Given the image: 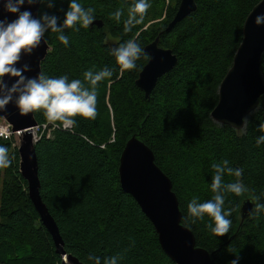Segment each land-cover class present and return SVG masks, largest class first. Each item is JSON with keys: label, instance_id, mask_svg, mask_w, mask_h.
<instances>
[{"label": "trees", "instance_id": "1", "mask_svg": "<svg viewBox=\"0 0 264 264\" xmlns=\"http://www.w3.org/2000/svg\"><path fill=\"white\" fill-rule=\"evenodd\" d=\"M233 1L195 0L197 11L167 33L181 0L168 7L167 0H148L151 7L143 22L125 33L135 0H77L85 9H95L94 21H102L103 27L77 24L79 31L65 29L68 46L59 41L58 33H45L52 48L41 64L46 76L66 75L69 81L85 82L88 70H113L112 77L97 86L94 120L77 117L71 130L55 124L54 138L44 136L35 145L42 200L59 227L65 251L83 264H95L90 256L99 257L100 264L114 256L117 264H174L163 252L152 223L121 188L120 158L135 135L154 152L157 166L172 181L182 224L194 233L197 245L213 254L217 264H231L237 255L239 264H264V210L240 225L245 199L264 204V144H256L264 136L260 130L264 98L240 132L211 118L220 85L243 41L245 21L262 0H238L235 11ZM69 2L55 0L52 8L40 3L38 18L48 13L62 24ZM118 10L123 13L119 21L114 18ZM163 15L160 27L144 30L149 19ZM157 37L178 63L147 99L136 81L149 61L145 48ZM130 39L143 54L134 69L121 71L112 50ZM261 70L264 76V56ZM34 114L39 124L50 122L42 112ZM0 145L8 148L12 160L8 168L0 169V264H62L29 197L18 149L1 138ZM223 160L233 169H243L240 178L226 174L224 182L239 179L248 191L239 196L224 193V209H232L228 217L232 224L221 237L209 228L214 226L210 217H191L188 204L193 197L201 203L212 199V164Z\"/></svg>", "mask_w": 264, "mask_h": 264}, {"label": "water", "instance_id": "2", "mask_svg": "<svg viewBox=\"0 0 264 264\" xmlns=\"http://www.w3.org/2000/svg\"><path fill=\"white\" fill-rule=\"evenodd\" d=\"M40 3L25 4L21 11L29 10L38 18ZM197 11L195 0H181L176 16L169 23L166 32L170 33L179 23ZM264 14V0L254 7L244 24L243 41L237 50L233 65L222 81L219 89V102L211 114L214 122L242 131L247 118L259 107L264 98V76L261 65L264 56V23L256 24V17ZM9 21L16 15L9 14L0 2V19ZM102 21H94L91 27H103ZM52 48L45 38L31 55H24L17 67L30 66L27 77H36L41 64ZM149 57L136 81V86L145 93L147 99L155 90L158 81L177 66L178 58L172 50L160 47V39L145 48ZM9 87L14 78L5 77ZM0 120L6 121L14 134L19 135L18 152L20 172L28 183L29 197L38 212L41 222L52 237L56 253L62 264H83L65 251V243L59 227L41 197L39 164L31 129L38 122L34 112L21 115L15 106V97L6 110H0ZM120 183L123 192L130 195L142 213L152 223L158 235L163 252L174 264H217L214 255L197 245L194 233L182 224L183 215L179 200L173 191V183L157 166L154 152L144 144L139 135L133 136L126 144L119 166ZM255 202L245 199L240 207V225L254 213Z\"/></svg>", "mask_w": 264, "mask_h": 264}, {"label": "clouds", "instance_id": "3", "mask_svg": "<svg viewBox=\"0 0 264 264\" xmlns=\"http://www.w3.org/2000/svg\"><path fill=\"white\" fill-rule=\"evenodd\" d=\"M3 9L9 14L16 15V19L9 21L6 17L0 19V110H6L7 106L13 102L21 115L32 112H42L48 121L71 129L76 124V118L95 119L98 115L97 86L98 84L113 75V70L104 69L93 72L86 71L84 81L73 79L69 81L66 75L58 78L48 77L40 72L36 77H27L25 72L30 71V66L24 64L17 67L22 56L31 55L43 40L45 33L49 30L58 33L59 41L68 46L69 38L64 34L65 29H75L79 24L88 28L95 20V9L89 7L85 9L77 0H70L62 24L59 18L48 13L42 14L39 18L33 17L29 10L21 11L25 4L33 6L37 3H46L48 8L54 7L55 0H0ZM151 5L148 0H135L129 8L128 19L124 24L125 33L131 32L135 25L141 24ZM122 11L114 13V18L119 21ZM256 24L264 23V14L256 17ZM143 54V49L134 40L119 45L112 50L121 71L132 70L136 67V61ZM5 77L14 78V83L9 87ZM260 130L264 132V124L260 125ZM257 146L264 144V136L256 140ZM12 163L9 158L8 148L0 145V169L8 168ZM214 176L211 183V191L214 193L212 199L206 202H199L197 197H193L188 204V213L191 217L203 219L205 216L211 218L214 226L209 228L217 236H225L231 228L232 209L225 211L224 193H234L239 196L248 189L237 179L236 182H224V176H235L240 178L243 169H233L229 166L228 160L220 163H213ZM258 199V198H257ZM264 210V204L256 203L254 212ZM95 264H100V258L90 256ZM118 257L114 256L105 260V264H117ZM231 264H239V257L231 261Z\"/></svg>", "mask_w": 264, "mask_h": 264}, {"label": "built area", "instance_id": "4", "mask_svg": "<svg viewBox=\"0 0 264 264\" xmlns=\"http://www.w3.org/2000/svg\"><path fill=\"white\" fill-rule=\"evenodd\" d=\"M54 129V132H56L57 125L48 122V123H42V124H37L35 127L31 129L32 137H33V142L36 145L41 141V139L45 136L47 139H52L50 135H46L47 129ZM65 129V128H64ZM72 129V128H71ZM70 129V130H71ZM12 127L7 123L0 125V138L3 140H10L12 135H13Z\"/></svg>", "mask_w": 264, "mask_h": 264}, {"label": "rangeland", "instance_id": "5", "mask_svg": "<svg viewBox=\"0 0 264 264\" xmlns=\"http://www.w3.org/2000/svg\"><path fill=\"white\" fill-rule=\"evenodd\" d=\"M237 1L238 0H234L233 1V4L235 3V6L233 8L234 11L236 9ZM172 3H173V0H167V7L170 6V4H172ZM174 4H175V0H174L173 5ZM164 21H165V16L164 15L162 17H159V18H156V19H149L147 21V23L145 24V26H144V30H151L152 27H160L163 24ZM109 42L113 43V42H117V40L109 38ZM3 124H7V122L4 121V120H0V125H3ZM46 132H47L46 135H50L52 137V139L54 138L55 133H56V132H54V129H49V128L46 130ZM9 141L12 143L13 150L14 149L15 150L18 149L19 143H20L19 135L13 134Z\"/></svg>", "mask_w": 264, "mask_h": 264}]
</instances>
